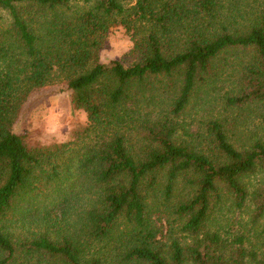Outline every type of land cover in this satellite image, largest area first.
I'll list each match as a JSON object with an SVG mask.
<instances>
[{
  "label": "trees",
  "instance_id": "1",
  "mask_svg": "<svg viewBox=\"0 0 264 264\" xmlns=\"http://www.w3.org/2000/svg\"><path fill=\"white\" fill-rule=\"evenodd\" d=\"M3 15L0 264H264V0H0ZM117 27L128 67L100 60ZM55 85L88 122L30 147L14 125Z\"/></svg>",
  "mask_w": 264,
  "mask_h": 264
},
{
  "label": "rangeland",
  "instance_id": "2",
  "mask_svg": "<svg viewBox=\"0 0 264 264\" xmlns=\"http://www.w3.org/2000/svg\"><path fill=\"white\" fill-rule=\"evenodd\" d=\"M7 27L8 20L3 15L0 19V33H5ZM132 48L133 42L126 30L123 27L114 28L107 36L100 52V60L106 65L119 61L128 67L137 59L131 52ZM240 121L242 124L239 128L241 134L245 136L250 130L247 127L249 121L246 117H241ZM87 122V114L73 108L71 92L67 86L55 85L37 90L30 96L14 125V132L23 136L30 147L50 146L75 140L77 131ZM231 212L225 210L226 216L229 215L230 219L234 217L236 220L249 221L250 209ZM158 226L161 230L158 238L166 236L167 214L163 216V221L159 222Z\"/></svg>",
  "mask_w": 264,
  "mask_h": 264
}]
</instances>
